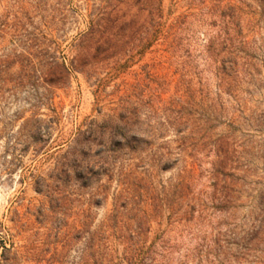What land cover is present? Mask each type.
<instances>
[{"label": "rangeland", "instance_id": "rangeland-1", "mask_svg": "<svg viewBox=\"0 0 264 264\" xmlns=\"http://www.w3.org/2000/svg\"><path fill=\"white\" fill-rule=\"evenodd\" d=\"M132 1L133 23L86 77L62 66L101 0H0V264H264V0H161L148 50ZM227 6L246 44L219 81L210 12ZM130 111L134 153L60 176L79 132H123Z\"/></svg>", "mask_w": 264, "mask_h": 264}, {"label": "trees", "instance_id": "trees-1", "mask_svg": "<svg viewBox=\"0 0 264 264\" xmlns=\"http://www.w3.org/2000/svg\"><path fill=\"white\" fill-rule=\"evenodd\" d=\"M133 6L137 9V13H146L145 19V34L143 50H148L156 40L157 36L161 35L164 27V12L161 0H133ZM127 0H101L98 8L94 9L93 18L89 22V28L79 37L78 55L70 61V66L63 64L62 68L65 73L70 71L80 72L86 77H89L87 67H97L100 62L107 60L110 50H113L119 42L118 31H123L131 25L132 19L135 16L129 14L131 11L127 8ZM109 9V10H108ZM191 9V7L189 8ZM188 9V10H189ZM215 20L210 23L212 28H216L214 35L208 40L207 52L208 59L213 61L218 80L223 81L231 78L236 73V62L239 53H243L246 42L239 31V25L236 20L234 8L227 6L210 12ZM193 17L190 13L184 16L180 21L174 23V31L171 36L170 48L182 50L188 41V23L189 18ZM128 19H131L128 21ZM188 56L187 51H184ZM128 60H125L124 64ZM123 66V65H122ZM121 67V66H120ZM187 86V85H186ZM189 90V89H188ZM136 113L130 111L120 113L117 117L124 131L120 132L118 126L112 120L104 122L98 126V131H88L89 137L79 132L78 137L73 140V148L71 153L66 152L71 158L64 157V162L59 166L60 176L65 178L71 176L82 179L78 170L82 169L83 165L90 164L91 158L96 160L93 163L99 164L100 172L95 175L105 174L107 171L108 161L104 155L123 152L124 148L129 149L132 153L135 152L134 143H138L136 132L130 133V128L136 124ZM135 134V135H133ZM84 136L82 139L80 136ZM118 137L120 143L115 140ZM97 147L101 149L95 155H90L91 148ZM131 153V154H132ZM65 154V155H66ZM87 167H84L86 171Z\"/></svg>", "mask_w": 264, "mask_h": 264}]
</instances>
